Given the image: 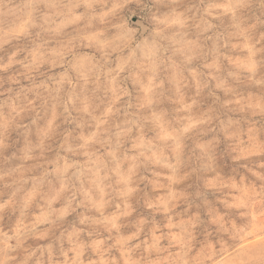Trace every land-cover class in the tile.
Instances as JSON below:
<instances>
[{"label": "clouds", "instance_id": "1", "mask_svg": "<svg viewBox=\"0 0 264 264\" xmlns=\"http://www.w3.org/2000/svg\"><path fill=\"white\" fill-rule=\"evenodd\" d=\"M0 264H264V0H0Z\"/></svg>", "mask_w": 264, "mask_h": 264}]
</instances>
